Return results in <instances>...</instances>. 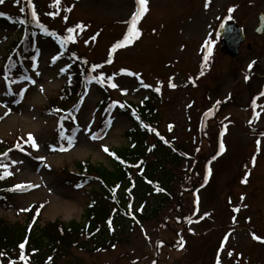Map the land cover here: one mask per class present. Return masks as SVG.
Here are the masks:
<instances>
[{"label": "rangeland", "instance_id": "374dc122", "mask_svg": "<svg viewBox=\"0 0 264 264\" xmlns=\"http://www.w3.org/2000/svg\"><path fill=\"white\" fill-rule=\"evenodd\" d=\"M32 5L38 24L67 40L68 47L84 58L85 68L95 78H102L100 84L108 96L101 106H113L106 113V105V114L101 115L99 103L104 96L88 82L77 104L56 113L51 99L68 84L64 67L69 61L56 59L51 41L41 40L23 63L17 55L14 62L5 64L6 49L22 32L0 22V147L7 149L1 150L0 172L5 173L3 165L11 172L0 179V192L5 191L0 193V219L23 224L26 211L21 210L39 204L41 226L55 220L67 225L85 223L88 200L101 191V185L96 180L89 186L77 183L78 164L90 162L112 171L109 151L134 145L126 135L134 122L117 110L127 102L141 105L152 100L156 129L165 142L185 150L178 155L180 166L171 168L175 175L172 199L158 217L137 225L116 248L90 252L76 245L58 262L156 264V248L161 244L158 264H217L218 250L227 235L220 264H264V95L255 93L257 85V91L264 92V35L255 33L264 0H149V11L138 25L141 37L115 51L113 47L128 31L135 0H61L59 15H50L57 11L54 0H32ZM0 8L31 17L27 0L19 4L4 1ZM229 17L246 33V43L236 59L220 51L216 37L219 24ZM77 25L84 29H76ZM68 29H76L74 42L67 39ZM206 41H212L213 50L203 81L199 74ZM170 83L176 87H169ZM217 84L219 88L214 89ZM212 94L210 100L207 95ZM220 103H225L224 109L219 108L215 116V105ZM213 118V125H202ZM62 132L74 137L71 145L61 139ZM29 134L36 147L28 142ZM221 142L223 154L219 153ZM246 175L247 183H242ZM17 185L32 187L12 191ZM132 186L131 202L125 205L130 212L144 204L139 197L141 187ZM119 194L126 199L128 190ZM146 198L154 199L150 194ZM181 238L183 249L178 244Z\"/></svg>", "mask_w": 264, "mask_h": 264}, {"label": "trees", "instance_id": "16d2710c", "mask_svg": "<svg viewBox=\"0 0 264 264\" xmlns=\"http://www.w3.org/2000/svg\"><path fill=\"white\" fill-rule=\"evenodd\" d=\"M20 20H24L25 23H19ZM0 22L8 27H18L23 33L22 37L10 46L8 52L20 53L21 49H25L24 55H26L36 39L44 36L43 41L49 40L48 42L51 41L56 47L57 57L70 62L65 67L70 79L69 86L60 93L59 98L52 100L56 112L65 110L75 102L88 82H95L100 90L106 91L98 79L85 68V60L81 55L73 52L63 39L46 31L45 27L40 26L31 17L6 13L0 8ZM8 52L7 58L12 62V54ZM104 104L103 106L106 107ZM118 112L134 122V127L126 134L134 145L123 151H110L114 160L112 171L94 166L90 162L78 164L79 175L75 176L79 181L88 182L96 179L101 185V191H95L88 200L86 222L83 224L72 222L67 225L55 220L41 226V216L37 215L38 208H41L39 204H33L30 210L26 211L23 224H7L0 219V254H2L0 264H24V261L20 260L22 251L27 257V264L49 262L61 264L58 261L69 255L70 250L77 248L76 245L90 252L96 249L106 251L113 246L116 248L126 240V237L132 235L137 225L149 222L160 215L174 194L175 175L171 168L180 166L181 159L178 155H184L185 150L176 149L174 145L165 142L159 129H156L157 114L152 100H145L141 105L127 102L123 108L120 106ZM2 149L7 150L0 147V157ZM151 156L154 157L152 161ZM168 165L169 170H166ZM68 174L74 176L69 172ZM132 185L141 187L143 194L139 197L144 204L130 212L125 205L126 202H131L129 193L135 190ZM122 189L128 190L126 199L121 198L119 194ZM148 194L154 199L146 198L147 202H144V197ZM125 215L128 219L124 217ZM109 221H111V229ZM81 237L85 240L82 241ZM25 239L27 243L21 250L19 245L24 243ZM52 255H55V258Z\"/></svg>", "mask_w": 264, "mask_h": 264}, {"label": "snow or ice", "instance_id": "6c2138e0", "mask_svg": "<svg viewBox=\"0 0 264 264\" xmlns=\"http://www.w3.org/2000/svg\"><path fill=\"white\" fill-rule=\"evenodd\" d=\"M4 0H0V3H3ZM21 2V0H17V3L19 4ZM60 3L61 0H54V4L55 7L57 8V11L55 14H50V15H59L60 12ZM136 3V10L133 13V15L131 16L130 20L127 22L129 27H128V31L125 34V37L123 39V41L118 42L112 49V51H115L118 48H124V47H128L131 44H133L136 40H138L141 37V31L139 30V22L144 18V16L148 13L149 11V0H135ZM27 4L31 6V18L33 21H36L38 23V19H37V14L34 8V5H32V0H27ZM207 6V5H206ZM67 11H71V9H67ZM230 12L234 11V9H230ZM21 12H24V8H21ZM67 19V17H65V20ZM229 19H231V17H229ZM19 23L23 24L25 23L24 20H20L18 21ZM221 27L223 28V25H221ZM76 29H80L83 30L84 26L83 25H77ZM76 29H68L69 32V37L67 39H70L74 42L75 37L72 35L73 33L76 32ZM95 39V38H93ZM67 42V40L65 41ZM206 48V54L204 55V65L202 66V71H201V75L204 74V68L207 67L208 64V60L212 55V50H213V43L212 41H206L205 42V46ZM109 63H111V60L108 61ZM255 63V62H253ZM99 67V66H97ZM252 65H249V70H251ZM93 70H95V68H93ZM128 75H133L132 73H128ZM98 82H103L102 78H97ZM245 79L247 80L248 77L246 76ZM15 82V81H13ZM113 88H116L117 85L116 84H111L110 85ZM145 87H147V85H145ZM169 87H176V85L170 83ZM156 91H159V89H156ZM261 95H264V93H262ZM219 103V102H218ZM205 115H208V113H206ZM61 129H63V125L61 124ZM96 137L94 136L93 139H95ZM61 139H67L68 143L71 145L74 142V137H66L63 135V132L61 134ZM28 142H30L32 144L33 147H36V142L35 139L31 136V134H29L28 136ZM258 145H259V141H258ZM22 150V149H21ZM61 151H66L67 149L61 148ZM105 152L108 151L107 148L104 149ZM225 151V146L223 144V142L220 143L219 145V153L223 154V152ZM111 154V153H109ZM4 155H7V153H5ZM16 162H13V164H15ZM253 165H255V157H253ZM138 166V165H137ZM3 167L5 168V173L4 175H0V179H4L6 176L11 175V172L7 171V165H3ZM211 174V170H209V175ZM205 183H207V177L205 178ZM242 183H247V175L245 176L244 180L242 181ZM32 186H24V185H17L14 189H11L12 191L15 190H27L28 188H30ZM38 187V186H37ZM159 190V189H158ZM241 199L243 200L244 198L241 197ZM199 203L198 198H197V204ZM30 209H22L21 211H29ZM198 210V209H197ZM234 211H239V209H234ZM39 213H37L38 215ZM207 215V214H206ZM191 223V221H189ZM198 222V221H197ZM234 222H235V218H234ZM109 223V227L111 229V221L108 222ZM228 236L226 235L224 242H222L221 244V248L218 250V254H217V264H220V253L224 250V244L227 242ZM253 239H259L258 237H256L255 235H253ZM264 242V241H262ZM27 243V239H25L24 243H21L19 245L20 249L23 250L25 248V245ZM178 244L180 246V249H182L184 247V241L181 238L178 241ZM114 247V246H113ZM2 255V254H0ZM229 257L233 256L232 252L228 253ZM20 260L24 261V264H27V257L24 255L23 251L21 252V256H20ZM155 264V262H154Z\"/></svg>", "mask_w": 264, "mask_h": 264}, {"label": "water", "instance_id": "95a60500", "mask_svg": "<svg viewBox=\"0 0 264 264\" xmlns=\"http://www.w3.org/2000/svg\"><path fill=\"white\" fill-rule=\"evenodd\" d=\"M260 25L256 29L259 35L264 34V14H261ZM223 28L220 26L218 35L221 38V50L224 54L237 58L241 53V47L245 42L244 29L239 27L235 22L225 20ZM251 49V45L248 46Z\"/></svg>", "mask_w": 264, "mask_h": 264}, {"label": "flooded vegetation", "instance_id": "af4514ba", "mask_svg": "<svg viewBox=\"0 0 264 264\" xmlns=\"http://www.w3.org/2000/svg\"><path fill=\"white\" fill-rule=\"evenodd\" d=\"M199 79H203V81L205 80V78H204V76H202L201 74H199ZM251 79H252V77H251ZM219 86V84H217V85H214V89H216V87L217 88H219L218 87ZM262 85H260V87H261ZM258 88H259V86L257 85V87H256V89H255V93L257 94V95H260V94H262V93H260L259 91H257L258 90ZM262 88V87H261ZM253 90V89H252ZM251 90V91H252ZM206 93L207 92H209V91H205ZM214 94H216V91L214 92ZM219 94V93H218ZM254 99V98H253ZM232 100V99H231ZM253 102H254V104H256V100L254 99L253 100Z\"/></svg>", "mask_w": 264, "mask_h": 264}]
</instances>
